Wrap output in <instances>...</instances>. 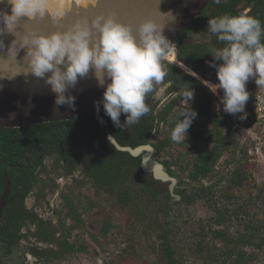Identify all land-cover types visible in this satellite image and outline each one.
<instances>
[{"label": "trees", "instance_id": "1", "mask_svg": "<svg viewBox=\"0 0 264 264\" xmlns=\"http://www.w3.org/2000/svg\"><path fill=\"white\" fill-rule=\"evenodd\" d=\"M252 4L254 7L248 15L255 16L264 25V0H221L220 4L213 0L203 14L177 40L175 45L177 60L207 80L210 76V79L218 84L216 70L209 66V62L213 61L209 50L213 47L221 48L224 45L218 42L215 36L207 33V21L226 13L238 15ZM163 63L169 69V75L163 82L168 85L167 93L173 95V99L165 109L157 110L159 103L155 95L159 89L158 85L154 93L146 98V103L151 107L150 113L131 127H114L110 117L102 111L86 119L38 125L20 133L18 130L0 128V162L9 161L11 158L14 160L16 156H21L23 159L27 156L33 161L52 158L56 163L53 165L55 168L63 163L65 174L70 175L74 174L80 165H83L81 180L78 181L75 178L70 187L74 193L72 195L74 199L71 200V196H65L68 216L77 225L85 227L86 223L80 213L81 211H93L95 207V219L101 231L100 235H92L96 243H100L99 239L106 238L113 230L120 229L123 224L127 231V238L123 240L126 247L114 254L107 252L108 258L111 256L114 258L106 261V264H120L124 258L126 260L131 258L134 247H136L132 244L134 240L142 242L141 245L145 249H151L153 254H159L162 258L161 263L158 260L157 262L148 260L146 264H177L178 258L175 236L172 239L173 233L168 231L167 234L163 224L154 220L157 210L163 212L164 208H168L170 200L168 187L155 181L151 176L145 175L141 169V158H134L129 153L118 151L109 142L108 135L113 136L123 147L136 148L150 144L154 131H161L164 125L167 133L157 139L153 146L159 153L166 148H172L179 153L174 163L166 165L169 173H172L171 165L178 166L177 171L172 173L174 175L182 177L185 173L189 174L191 181L187 184L190 188L179 192L187 204L209 199L213 194L212 188L215 186H206L203 181L212 176L217 164L228 154L231 147H234L236 161L231 175L230 173L225 174L226 178L230 175L228 184L241 188L248 180L244 167L249 162V152L246 147L239 150L238 145L234 144L239 119L216 111L215 99L203 82L185 74L182 69L166 61ZM249 86L258 89L255 83ZM187 88L194 89V99L190 101V107L196 111L197 117L187 131L185 143H172L170 134L178 120V114L181 109L187 108L186 105L179 109L184 101H181L178 93ZM125 119V115L122 114L121 124ZM205 136L208 138L203 141ZM199 140L203 141L200 148L197 144ZM195 147L198 154L191 166L189 163L185 167L180 166L179 162L184 158L187 149ZM1 178L3 179L2 174ZM32 188L30 181L14 186V191L21 204ZM84 190L89 193L86 197L81 192ZM90 194L98 196L95 203L91 200ZM20 209L21 218L25 220L28 218L27 213L24 208ZM116 213L124 217L121 225L113 224L115 216L112 217V215ZM234 214L239 218L241 209L236 210ZM245 214L249 218L250 214L248 212ZM216 222L221 224L223 220L218 218ZM259 224L256 221L250 226L246 221L244 225L246 234H239L238 238L229 236L227 233L212 232L210 242L201 241L197 244L195 253L188 250L187 254L190 257L196 254L199 264H245L246 253L239 247L246 246V244L251 245L255 241L259 243L254 244L255 246L259 247L264 244L263 221L260 227ZM203 237L201 234V238ZM218 244H224L225 248L216 249ZM89 250L90 247L87 244H65L56 258L60 264H64L65 261H68L65 264H73V260L76 259L75 255L89 254L91 252ZM98 255L97 252L94 254L95 257ZM184 257L182 255L178 259L185 260Z\"/></svg>", "mask_w": 264, "mask_h": 264}, {"label": "clouds", "instance_id": "2", "mask_svg": "<svg viewBox=\"0 0 264 264\" xmlns=\"http://www.w3.org/2000/svg\"><path fill=\"white\" fill-rule=\"evenodd\" d=\"M4 2L0 0V4ZM7 3L10 14L0 10V36L8 33L16 39L8 48L7 60L0 58V78H12L21 72L45 78L50 73L45 82L55 94L54 104L74 109L75 97L66 93L75 87L78 79L92 71L98 85L105 88L102 101L97 103V112L102 104L114 127H131L150 113L146 98L169 75L163 61L171 55L175 45L164 35L165 24L152 18L135 25L125 23L115 9L109 8L95 15L74 18L67 25L53 22L51 32L33 27H23L20 32L17 29L22 19L25 20L23 25H32L48 16L47 0H7ZM216 3L220 4L221 0ZM64 15L66 12L57 9V17ZM207 33L224 46L209 50L213 58L209 66L215 68L219 83L212 80L203 83L212 95L221 94L219 103L226 115L234 117L239 113L242 114L239 119L245 120V107L250 98L247 83L254 79L258 88L264 87V25L253 15L226 13L208 19ZM4 47L3 40H0V50ZM19 49L26 50L24 67L16 62ZM10 58L19 69L14 75L6 73L4 67ZM176 64L185 74L197 76L182 62ZM178 95L186 102L187 108L180 110L170 134L171 140L177 144L185 143L187 131L197 117L196 111L190 107L194 89L187 88ZM213 97L218 99L219 95ZM122 114L126 117L123 124L120 120ZM112 138L108 137L109 142Z\"/></svg>", "mask_w": 264, "mask_h": 264}, {"label": "flooded vegetation", "instance_id": "3", "mask_svg": "<svg viewBox=\"0 0 264 264\" xmlns=\"http://www.w3.org/2000/svg\"><path fill=\"white\" fill-rule=\"evenodd\" d=\"M163 88H166L163 99L165 97L173 96L167 93L168 85L162 81L159 84V89L155 95V99L160 90ZM156 101L159 103L157 110H163L167 107L168 103H163L162 100ZM26 129L20 128L12 130H18V132L20 133ZM156 134L157 132L154 131L152 135L153 138L150 141V144L147 145L153 146L156 144L157 139L161 137L159 136L158 138ZM172 143L174 142L172 141ZM170 149L172 148H166L160 153L157 150L156 151L157 156L159 157L158 161L165 166L169 176L176 180L174 193L180 198L179 200L172 203L173 196L170 190L171 183H163L162 181H158L154 178L153 174H146L143 170L142 171L145 175L151 176L155 181L168 187V191L170 194L168 208H164L165 210L163 212L157 210L154 220L163 224V226L165 227L164 229L167 231V234L168 231L173 233V237L171 236L173 239L175 234L174 229L178 217L182 216V214L183 216L186 215L185 210H183V206L186 208L194 205L195 203L187 204V202L183 201V197L179 193L190 188V186L187 184L191 181L190 177H188V180H186L184 177L186 174L189 176V174L185 173L182 175V177L180 175L172 174L174 171H177L178 168V166L175 164L171 165L172 173H169L168 171V167L166 164L174 163L177 158L161 159V155L165 154L166 151H169ZM55 164L56 163L52 158H44L41 161L36 159L35 161H33L27 156L24 159L21 156H16L14 160L11 158L9 161L0 162V264H58L59 262L56 256L60 255L61 250H63V245L83 243L89 246L88 243L90 242L87 241L83 236L86 226L82 227V225H77L76 222L72 220L70 216H68V209L65 203V196H71L70 199H74L72 196L74 193L72 191V188L70 189V187L73 184L75 178H77L78 181L81 180V171L83 169V165H80L79 169L74 174L70 175L65 174L63 163H60V167L57 166L56 168L53 166ZM1 174L3 175V179L1 178ZM29 181L31 182V185H33V188L21 204V201H18V198L14 191V186L22 183H28ZM53 197L60 200L57 207L52 206V203L50 202V198ZM30 200H32L31 207L29 206ZM20 208H24L27 213L28 218H26L25 220H22L21 218ZM90 213L95 215L92 211H81L80 215H82V218L84 220L85 217L88 219ZM216 219H212L210 221L208 220L207 224H205L203 220L194 219L195 224L199 226V231H197V233L195 234L192 243L187 242L183 245L189 246L191 244L189 247L183 248V250L186 251V254L188 253V250H190L191 253H195L194 251L197 248V244L201 241L205 243L210 242L212 239V232H216L218 234L227 233L229 236L235 238H238L239 234H246L244 225L243 230L239 229L237 233L232 235L225 230L224 226L222 225L223 222H221V224H217ZM93 220L97 224L95 217ZM84 222L87 225V222L85 220ZM113 224L115 225L114 222ZM221 225L223 226L221 227L222 229L220 228ZM214 226L217 227L214 229ZM97 234L100 235L99 233H90L89 235L92 238V235ZM201 234L204 236L203 238H201ZM254 244L259 243L255 241L251 245H242L239 247V249L247 253V257L251 258L252 260L254 259L256 254L260 252L262 256L261 262H264V244L260 245L259 247L255 246ZM221 245L224 246V249L225 245L218 244V246ZM248 248H250V251H245V249ZM177 250L178 258H181L182 255L185 256L184 251L180 252L179 248H177ZM194 255V257L189 256L188 259L184 257L185 260L177 258V264L183 262L184 264L199 263L196 260V254ZM253 255L255 256L250 257ZM146 260H151V258L147 257ZM191 260H193L194 262H191Z\"/></svg>", "mask_w": 264, "mask_h": 264}, {"label": "water", "instance_id": "4", "mask_svg": "<svg viewBox=\"0 0 264 264\" xmlns=\"http://www.w3.org/2000/svg\"><path fill=\"white\" fill-rule=\"evenodd\" d=\"M120 1L122 3L114 7L109 5L106 7L115 9L119 13V19L122 22L135 25L147 18L155 19L157 22L165 24L164 35L171 43L176 45L177 40L203 14L213 0H158V5L157 0ZM253 7L254 4L242 13L248 14ZM81 8L72 7V9L65 10L63 7L61 10L76 18L80 12H83ZM58 9H60L59 4ZM98 12L100 11L96 8L92 15ZM64 17L65 15L58 18L63 19ZM65 18L62 20V24H70L72 19L70 17ZM14 39L16 37L8 33L0 36V40H3L5 46L4 49L0 50V58L7 60L8 48ZM175 45L172 53L178 61ZM25 51V49H19L16 55V62L22 67L26 66L23 59ZM164 61L178 67L176 63H171L166 59ZM8 65H11V67L9 68ZM4 67L6 73L11 75L19 70L11 58ZM48 75L50 73L46 74L45 78H37L30 73L21 72L12 78H8V76L0 78V127L26 129L44 123L81 120L104 111L103 105L99 104V112H97V103L102 101L105 88L98 85L92 71L86 77L78 79L75 87L70 88L66 93V95L75 97L74 109L69 108L67 105L57 107L54 104L55 94L51 91V86L45 82ZM108 82L110 81H106V83ZM110 142L120 152L129 153L134 158L141 157V167L146 174H153L156 180L163 183H171L172 203L180 199L174 193L176 180L169 176L165 166L158 161L159 157L153 146L144 145L135 149L122 147L114 137Z\"/></svg>", "mask_w": 264, "mask_h": 264}, {"label": "rangeland", "instance_id": "5", "mask_svg": "<svg viewBox=\"0 0 264 264\" xmlns=\"http://www.w3.org/2000/svg\"><path fill=\"white\" fill-rule=\"evenodd\" d=\"M194 78L200 82L205 83H207L208 80H211L210 76L208 77V80L200 75H197ZM249 82L255 83V80L251 79ZM165 91L166 88L161 89L158 95L156 96V100H162L163 103L171 102L173 96L165 97L163 99ZM213 95L215 96V98L216 95H219V98H216L214 102V108L216 109V111L221 114H226L223 112V106L219 103L221 94L217 93ZM182 104L184 105H181L179 109L187 105L184 102ZM237 124L238 133L236 135V140L234 144L236 143V145H238L239 150L246 147L249 152V162L244 167V170L246 171L248 176V180L241 188L232 187L228 184L231 171L233 170L236 161L234 147H231L228 150V154H226L217 164L212 176H210L209 179L204 180L205 185L215 186V188H212L213 194L209 197V199L197 201L192 206L186 208L183 206V210H185L186 215L183 216L182 214V216L178 217L174 229L176 248H179L180 252L184 251L186 259H188L189 256L186 254V251L183 250V248L189 247L191 244L189 246L183 245L187 242L192 243L195 234L197 233V231H199V226L195 224L194 219L203 220V222L207 224L208 220L210 221L212 219H216V217L217 219L222 218V225L224 226L225 230L231 233L232 235L237 233L239 229L243 230V225H245L246 221L249 222L250 226L254 225L256 221L258 224L260 222L259 227L261 226V221H263L264 224V129L253 124L248 126L247 123H242L239 121ZM166 129L167 128L163 125L162 130L157 132V137L159 138V136L166 134ZM207 138L208 137L205 136L203 141ZM203 141H197V144H199V148L203 145ZM196 149V147L187 149V153H184V158L180 161V166L185 167L188 163L191 166V164L193 163V159L197 156L196 154H198V151ZM178 155L179 153L177 151H172V149H170L169 151H166L165 154L161 155V159H175ZM227 173H230V175L226 178L225 174ZM184 177L186 180H188L187 174ZM81 192L85 197L89 194L87 190ZM90 195L91 200L95 203L98 200V196L95 194ZM230 196L232 197L229 199ZM50 199L52 206L57 207L60 200L54 197ZM29 206H32V200L29 201ZM238 209H241V214L239 218H237L234 214L235 211ZM92 212L95 214V207H93ZM247 212L250 214L249 218L245 216V213ZM114 216V223L116 225H121L124 217L117 213L112 215V217ZM94 217L95 215L90 213L88 219L86 217L84 219L87 222V225L83 236L87 241L90 242L88 244L90 247L89 251L91 252L89 254L75 255L76 259L73 260V264H106V261H110L114 258L112 256L108 258V254L117 253L119 249L126 247L125 243L123 242V240L127 238V231L125 229L124 224L120 229L113 230L106 238H100V243H96L94 240H92L91 236L89 235L90 233L100 234L101 232L97 224L93 220ZM222 225L220 226V228L223 227ZM217 226H214V229ZM141 243H139L137 240H134L132 244H135L136 247H134L133 255H131V258H129L128 260L124 258L121 263L123 262V264H146V262H148L146 260L147 257H150L152 261L157 262L158 260L159 263L162 262V258H160L159 254H153L151 249H145L143 245H141ZM223 247V245L217 246L216 249L222 250ZM245 251H250V248L245 249ZM96 252L99 254L97 257L94 256ZM246 254L244 260L245 264H264V262H261L262 256L260 252H258L256 256H250H255L253 260L251 258H248V255ZM66 262L68 261H65L64 264ZM191 262L194 261L191 260Z\"/></svg>", "mask_w": 264, "mask_h": 264}, {"label": "bare ground", "instance_id": "6", "mask_svg": "<svg viewBox=\"0 0 264 264\" xmlns=\"http://www.w3.org/2000/svg\"><path fill=\"white\" fill-rule=\"evenodd\" d=\"M98 0H47V4H46V10L48 13V16H46L45 18L42 17L40 20H37L34 24L32 25H23L25 20L22 19L21 20V26L18 27L17 31L22 32L23 27H33L36 28L38 30L41 31H45L48 32L49 30L53 31V22L57 23V24H62V20L66 19L65 17H70L73 21V17L66 13L65 17L63 19L58 18L56 16V10L58 9V4L60 5V9H62L64 7L65 10L68 9H72V7H83L81 8V10H83V12H80L77 17H80L82 15H89L91 16L93 14V11L97 8L98 11H105L106 9H108L106 6H116L119 3H122V1L120 0H105V1H98ZM74 4V5H72ZM88 5V7H86ZM0 10L4 11V12H8L10 14V6L7 3V0H5L4 3L0 4ZM51 17V19H50ZM76 17V18H77ZM71 21V22H72ZM166 60L170 61L171 63H176V59L175 56L173 55V53H171V55L169 57L165 58Z\"/></svg>", "mask_w": 264, "mask_h": 264}, {"label": "built area", "instance_id": "7", "mask_svg": "<svg viewBox=\"0 0 264 264\" xmlns=\"http://www.w3.org/2000/svg\"><path fill=\"white\" fill-rule=\"evenodd\" d=\"M249 85L251 83H247V90L250 93V98L245 107L247 118L240 120L239 116L242 114L239 113L234 117L242 123H251L264 128V87L253 89Z\"/></svg>", "mask_w": 264, "mask_h": 264}]
</instances>
